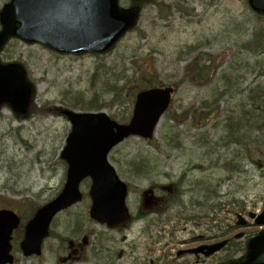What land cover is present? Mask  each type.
I'll return each instance as SVG.
<instances>
[{
  "label": "rangeland",
  "instance_id": "374dc122",
  "mask_svg": "<svg viewBox=\"0 0 264 264\" xmlns=\"http://www.w3.org/2000/svg\"><path fill=\"white\" fill-rule=\"evenodd\" d=\"M7 1L0 0V9ZM157 2L166 10L170 8L171 14L159 16L157 4L144 2L136 29L128 32L105 55L60 54L42 44L17 38L10 41L0 56L5 61L4 56L13 55V59L21 56L34 85L33 101L38 106L49 102L68 107L66 95L74 96L81 91L90 97L101 88L100 81L104 82L107 74L115 79L124 70L132 74L136 69L147 68L152 75H145V80L179 84L171 109L156 129L153 141L157 148L148 146L140 137H131L112 151L110 161L115 165L116 158L154 154L164 168L174 173L198 165V169L191 171L193 177L209 169L223 186L220 191L228 193L227 198L233 196L240 203L247 199L252 210H258L264 206V130L251 131L247 127L244 145L238 144L227 139L225 119L228 112L237 111L236 104L242 100L249 109L254 86L264 82L259 74L254 78L259 70L257 62L264 55L251 56L248 47L243 46L251 41L259 23L247 0ZM130 4V0H121L123 7L128 8ZM190 46L195 49L188 54ZM202 53L223 61L207 85L193 83L185 75L186 65L194 55ZM97 67L100 73L94 77ZM138 78L128 86L130 92L135 84L146 83ZM253 78L257 79L255 83L251 81ZM229 86H235L234 90L250 88L245 92L223 93ZM123 96L126 106L102 107L118 121L122 120L117 114H126L129 118L134 105L127 93ZM216 97L220 101L209 111L204 109ZM70 128L64 116L29 113L26 118L18 119L9 105L0 107V206L11 205L31 212L34 205L58 193L66 180V164L60 153ZM85 188L86 183L82 189Z\"/></svg>",
  "mask_w": 264,
  "mask_h": 264
},
{
  "label": "flooded vegetation",
  "instance_id": "af4514ba",
  "mask_svg": "<svg viewBox=\"0 0 264 264\" xmlns=\"http://www.w3.org/2000/svg\"><path fill=\"white\" fill-rule=\"evenodd\" d=\"M117 165L128 188L126 224L110 227L91 217L89 179L83 204L56 216L40 255L18 252L24 228L14 232L13 264H242L252 240L264 234L255 216L264 206L252 210L247 199L235 204L209 169L196 177L191 171L198 165L174 173L157 156L128 157ZM256 262H264V252Z\"/></svg>",
  "mask_w": 264,
  "mask_h": 264
},
{
  "label": "water",
  "instance_id": "95a60500",
  "mask_svg": "<svg viewBox=\"0 0 264 264\" xmlns=\"http://www.w3.org/2000/svg\"><path fill=\"white\" fill-rule=\"evenodd\" d=\"M254 8L264 13V0H252ZM0 49L11 36L41 42L58 52L104 53L137 23L135 11H124L118 0H11L0 15ZM32 87L17 66L0 65V106L10 103L26 113ZM173 87L151 88L137 94L133 116L128 123H118L105 112L79 113L63 109L72 123L61 157L68 164L63 191L38 209L26 227L22 250L40 253L53 217L82 199L80 183L90 176L93 186L91 215L102 221L124 223L129 215L125 206L126 185L108 161L111 149L126 137L152 138L155 127L168 108ZM20 219L11 210H0V264L12 262L11 235ZM259 224L264 223V212ZM250 263L264 250V236L252 241Z\"/></svg>",
  "mask_w": 264,
  "mask_h": 264
},
{
  "label": "trees",
  "instance_id": "16d2710c",
  "mask_svg": "<svg viewBox=\"0 0 264 264\" xmlns=\"http://www.w3.org/2000/svg\"><path fill=\"white\" fill-rule=\"evenodd\" d=\"M146 2H149L151 4H157V8L159 9V16H165L171 14L170 8L166 10L164 8L163 4L158 3L156 0H145ZM257 21L259 23V27L254 30L252 34V39L247 44L244 43L243 46L248 47L247 50L249 51V54L251 56H258V55H264V21L263 17L257 16ZM195 49L194 46H190L187 49V53L193 52ZM181 58V57H180ZM223 61L219 60L217 56H212L211 54L202 53L201 55H194L191 61L186 65L185 67V75L186 77L193 83H196L198 85H207L212 81V77L218 72V69L221 67ZM259 67L258 73L254 74V78H258V74L261 77H264V58L257 62ZM240 68V67H238ZM234 70V68H233ZM99 71V67L96 68V71L94 72V77H97ZM233 73V72H232ZM152 75V72L149 71L147 68H141L136 69L134 73H127L126 70L123 71L121 75H117V77L114 79V76L112 74H107L106 80L104 82H101V88L99 90L94 91V93L87 97L84 92H77L74 96L66 95V99L68 98V101L65 100L68 106L74 107V108H82L86 110H100L102 107H108L110 104H118L120 107L125 105V96H123L124 93H127L130 101L132 100L133 96L139 92L140 90H143L145 88H149L150 86H154L152 79L145 80L143 77L145 75ZM231 73L229 74V76ZM131 76V77H130ZM156 76V74H155ZM224 77H228L227 74H223ZM139 77L138 79L145 80L144 82H139L138 84H135L133 87H131L132 91L130 92L128 86L130 87L131 82L133 79ZM252 79L251 81L253 83L256 82L255 79ZM238 81V77H236L235 82ZM231 82V81H230ZM146 84V85H144ZM235 86L228 87L222 90L223 93L226 92H239L240 90H243V92L247 91V89L250 88V86L246 89H238L236 88L234 90ZM127 90V92H126ZM254 94L250 95L251 100V106L249 104V109H247L245 101H240L241 103L236 104L237 105V111L235 112H228L227 118L229 119V127L232 128L234 131L233 133V141L238 144L244 145L245 142V136L247 135L246 129L247 127L243 125L242 119L246 118V115H249L251 118V123L253 124L250 126L251 131L257 130H264V86L257 84L254 86L253 90ZM106 95L110 98H106ZM70 96V97H69ZM74 97L73 100L71 98ZM127 97V98H128ZM216 101H220V97L216 98ZM126 106V105H125ZM235 107V106H234ZM230 107L231 110L234 109ZM206 109H211V106H205ZM29 111L31 113L44 115V114H55L60 115L61 107L56 106L52 103H44L42 106H37L36 104L32 103L30 106ZM117 116L122 120L127 119L126 114L118 113ZM258 142V141H257ZM259 146L261 147L260 142Z\"/></svg>",
  "mask_w": 264,
  "mask_h": 264
},
{
  "label": "bare ground",
  "instance_id": "6f19581e",
  "mask_svg": "<svg viewBox=\"0 0 264 264\" xmlns=\"http://www.w3.org/2000/svg\"><path fill=\"white\" fill-rule=\"evenodd\" d=\"M249 102H250V100H249ZM251 118H249L247 115H246V118H243L242 119V123H243V125L244 126H246V127H250V126H252L253 124L251 123ZM251 130V129H250ZM234 130L232 129V128H230L229 126H228V128H227V139L228 140H230V141H233V132Z\"/></svg>",
  "mask_w": 264,
  "mask_h": 264
}]
</instances>
